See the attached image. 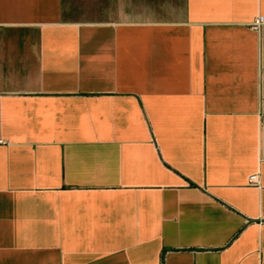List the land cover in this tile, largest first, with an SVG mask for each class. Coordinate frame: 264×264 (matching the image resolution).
I'll list each match as a JSON object with an SVG mask.
<instances>
[{
  "label": "crops",
  "instance_id": "1",
  "mask_svg": "<svg viewBox=\"0 0 264 264\" xmlns=\"http://www.w3.org/2000/svg\"><path fill=\"white\" fill-rule=\"evenodd\" d=\"M263 114L264 0H0V264H264Z\"/></svg>",
  "mask_w": 264,
  "mask_h": 264
},
{
  "label": "built area",
  "instance_id": "2",
  "mask_svg": "<svg viewBox=\"0 0 264 264\" xmlns=\"http://www.w3.org/2000/svg\"><path fill=\"white\" fill-rule=\"evenodd\" d=\"M263 23V17H259L257 21L255 22V28L259 27ZM261 120L264 123V114L261 116ZM250 182L251 183H258V176L254 175L250 177Z\"/></svg>",
  "mask_w": 264,
  "mask_h": 264
}]
</instances>
